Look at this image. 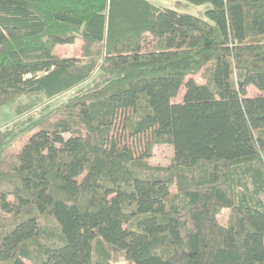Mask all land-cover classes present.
<instances>
[{
    "label": "trees",
    "instance_id": "16d2710c",
    "mask_svg": "<svg viewBox=\"0 0 264 264\" xmlns=\"http://www.w3.org/2000/svg\"><path fill=\"white\" fill-rule=\"evenodd\" d=\"M183 1L0 0V264H264V0Z\"/></svg>",
    "mask_w": 264,
    "mask_h": 264
},
{
    "label": "rangeland",
    "instance_id": "374dc122",
    "mask_svg": "<svg viewBox=\"0 0 264 264\" xmlns=\"http://www.w3.org/2000/svg\"><path fill=\"white\" fill-rule=\"evenodd\" d=\"M164 2L167 3L168 7H174L179 10H185L201 15L203 14L204 9L206 7L205 5L197 6L195 4L183 0H164ZM172 3H174V5ZM165 5L166 4L161 6H165ZM81 45H82L81 41L77 40L75 43L72 44H65L58 46L57 51L65 55H80ZM196 80L199 82H203V79L200 76H196ZM70 93L71 92L62 95L60 98L56 99L55 102L64 100L69 96ZM183 93L184 90H182L181 94L177 97V100H181ZM22 100H25V98L23 97ZM15 117H16L15 105L6 104L0 107V128L10 123ZM126 141L130 143L131 147L137 154L144 149V145H145L144 138H129L126 139ZM173 155H174V151L171 145L156 144L153 148V154L150 158V161L155 165L165 166L171 162ZM228 214H229V210L223 209L219 214L220 220L226 221ZM114 264H131V263H129L123 257H117L114 261Z\"/></svg>",
    "mask_w": 264,
    "mask_h": 264
},
{
    "label": "crops",
    "instance_id": "0c3cea01",
    "mask_svg": "<svg viewBox=\"0 0 264 264\" xmlns=\"http://www.w3.org/2000/svg\"><path fill=\"white\" fill-rule=\"evenodd\" d=\"M150 1H152L153 3H155L156 5H159V6L166 4L164 7H168L167 3H165L164 0H150ZM172 4L174 5V3H172ZM175 6H177V5H175Z\"/></svg>",
    "mask_w": 264,
    "mask_h": 264
}]
</instances>
